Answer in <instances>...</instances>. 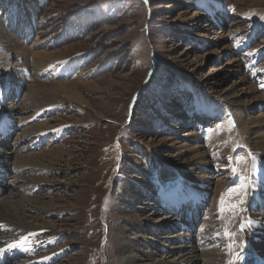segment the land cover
Wrapping results in <instances>:
<instances>
[{
  "label": "rangeland",
  "instance_id": "rangeland-1",
  "mask_svg": "<svg viewBox=\"0 0 264 264\" xmlns=\"http://www.w3.org/2000/svg\"><path fill=\"white\" fill-rule=\"evenodd\" d=\"M196 12L199 15L190 19ZM30 21L32 34L27 27ZM0 33L15 35L27 47L40 46L39 52L60 51L64 57L55 61L44 58L40 70L35 64L34 68L30 63L21 66V53H11L0 36V116H15L19 124L13 125L16 128L8 142L0 145L4 164L8 170L13 168L0 183L5 186L1 198H36L25 205L31 206L30 215L38 218L33 223L52 219L57 225V232L29 229L34 231L29 238L39 245L40 256L18 259L12 264L30 259L32 264H122L125 248H130L122 244V239L133 237L137 229L144 233L145 242L163 251L159 238L171 235L170 231H180L178 219L185 222L187 214L177 217L169 212L165 216L156 212L159 204L152 199L154 196L157 200L161 182L164 186L169 181V187L188 171L178 166L179 175L162 177L159 168L169 165V159L185 164L195 158L187 146L196 142L206 153L207 162L192 166L205 167L214 179L210 186L198 183L202 190L197 194L210 200H202L205 211L202 215L200 208L197 223H201L195 224L194 231L204 226L203 219L215 227L216 213L219 225L233 224L236 234L230 230L229 235L228 228L227 232L223 229L219 235L222 240L216 239L215 243L227 252L228 243L224 241L229 239L231 245H237L234 253L241 251L240 243L253 253L250 247L254 242L248 239V229L242 230L244 217L251 210L249 205L245 211L242 208L252 194L250 190L258 189L252 179L259 177L256 172L261 170H256V164H263L264 151L254 149L239 118L255 119L264 113V100H253L250 91H245L247 85L241 82L243 75L248 76L264 95V0H0ZM225 45L230 49L221 48ZM234 58L238 67L229 63ZM240 65L241 71L237 72ZM14 76L24 83L17 97L9 96L14 86L18 89ZM35 81L38 87L57 81L78 83L77 90L89 104L63 96L62 101L46 105H39L38 99L26 101L28 88ZM216 90L236 93L243 105L219 97ZM21 105L32 108L13 112L12 107ZM242 109L247 112L240 116ZM207 111L215 117L203 119ZM10 121L6 123L9 128ZM42 122H47L49 128H38ZM254 129L262 131L264 126L251 127L249 131ZM40 137L43 146L32 149ZM163 141L174 144L154 153L151 143L156 146ZM30 152H42L45 158L34 159L38 164L28 160L29 164L21 165L18 157ZM253 171L256 177L252 178ZM239 176L251 181L250 190L245 186L242 189L244 203L227 215L220 214L222 205L235 204L233 191L239 194L235 185ZM128 182L133 188L130 195L122 190ZM144 183L153 193L148 200L143 199L145 191L140 187ZM118 196L136 202L132 211L141 208L143 216L153 213L162 217L163 228L153 231L152 221L144 228L135 227L125 214L131 206L120 203ZM240 198L237 196L239 203ZM6 222L0 221V246L6 245L10 237L23 242L26 230L21 238L24 233L12 230ZM261 225L264 231V221ZM157 234L160 235L155 240ZM168 239L166 245L173 247L172 239ZM208 242L211 244V240ZM55 253L60 255L51 259Z\"/></svg>",
  "mask_w": 264,
  "mask_h": 264
},
{
  "label": "bare ground",
  "instance_id": "bare-ground-1",
  "mask_svg": "<svg viewBox=\"0 0 264 264\" xmlns=\"http://www.w3.org/2000/svg\"><path fill=\"white\" fill-rule=\"evenodd\" d=\"M198 15L199 14L196 12L195 14H193L190 17V19L194 20V17L198 16ZM175 20H177L176 17H175ZM32 21L28 22L30 24H29V26H27L30 29V34H32L31 32L33 30L31 28ZM23 23H24V21H23ZM23 23H22V25H23ZM27 32H29V31H27ZM0 36H2L4 38V41L6 42V44L8 46V50H10L11 53H17L18 55H19V53H21L20 56L22 57V61L19 64L21 66L27 67L28 63H30L31 66L34 68V64H35V68L37 67L36 69L40 70V69H42V68H39L40 61H43L44 58L47 59L48 61H55V60H59V59L61 60V59L64 58V57H61L62 54L60 53V51H54V52L53 51H49V52H46V51L42 50L43 52H39L40 50L38 51V48L40 46L39 47H34V48L33 47H27V46L23 45V43L18 42L17 38L15 39L13 37L15 35H7V34H4V33H0ZM199 36L207 37V35L205 33H200ZM37 42H39V41H37ZM34 45L38 46L40 44L34 43ZM221 48H227L228 50L230 49V47L228 45H225L224 47L222 46ZM30 55L32 56L31 58H30ZM237 61H238L237 58H234L229 63H231V65L234 66V67H238V62ZM240 67H241V65L239 66V68H237V72L241 71ZM13 78H15L17 80V82H18L16 84V86H18L17 87L18 91H17V93H14L16 91V89H15L16 87L14 86L13 90L11 91V94H9V96L17 97L20 94L19 93L20 88H21V90H22V88H24V87H22L24 85V83L21 82L23 80L22 78H21V81H19L16 76H14ZM13 82L16 83L15 80ZM241 82L245 83L247 85L246 88L248 90L246 89L245 91H250L251 95L254 98L253 100H257L259 102L262 99L264 100L263 93H261L256 88V84H253V83L250 82V80L248 79V76L243 75L242 79H241ZM77 84L78 83L71 82V81H57V82H53L51 84H46V85L43 84V85H40L38 87V83L35 81L33 83V85L31 84L29 86V88H28V91H27L28 96H26V101L30 100V99L31 100H37L38 99L39 100V105L40 104H45L46 105V104H53L55 102L62 101L60 97L63 96V97H66L68 99H73V100H77V101L79 100L80 103H84V104L88 105L89 102L87 101V99L79 92V90H77V87H76ZM216 92H217L219 97L227 99L230 103L236 104L238 106L239 105H241V106L243 105L242 102L240 101V99L236 97V93L233 94L232 92L226 91V90H216ZM30 107H31L30 105H21L20 107L19 106H14L12 108H14L13 112L14 111L15 112L18 111V108H19V111L25 112V111H28V109ZM6 110L11 112V110L9 108H6ZM246 112L247 111L245 109L244 110L243 109L239 110V115L241 116V115L245 114ZM11 117H12V115H9L7 117L6 123H7V121L9 119H11L10 128L15 130V127H13V125L14 124L19 125L18 124V120L16 119L15 116H13L12 118ZM21 119H23V118H21ZM239 119H240L241 127L247 133H249V137H250L249 141L253 142L252 145L254 144L253 145L254 149H256V150L259 149V150H263L264 151V130L260 131L258 129L257 130L254 129L255 131L254 130L253 131H249V129H251V127H257L258 125H260V127L264 126V113L260 117L255 118V119H244V117H241ZM46 123L41 124L38 128H44L43 130H46V128H49V127H47ZM30 128H31V125H30ZM35 129H37V128L35 127ZM223 130H224V128H223ZM223 130L221 132H223ZM1 133L5 135V138L0 137V145L3 146V145H5V142H8V140L13 135V133H11V131L9 133H7V130H5V129H2L0 131V134ZM190 135H193V133H190ZM196 140H198V138H196ZM186 141H188V140L186 139ZM159 143H162V144H159V145L156 144V146H155V143L153 142L150 145V148L156 154H158L160 149L162 150L165 147H167V148L171 147L172 148L171 144H174L172 141L170 142V145H167L166 142H164V141L163 142H159ZM163 143H164V145H163ZM192 145H195V144H190L189 143V146H187V147H189L190 151H192L194 153L195 158H193L192 160H189V162L186 161L185 164L176 163L172 159H169L168 160L169 165L167 164L166 167L161 166L159 168V172H160L159 175H161L162 177H174L175 175L177 176V174L179 175L178 169L182 168L183 166H185V169L188 171V173L185 174L183 177L180 176L181 179L178 180V181L176 180L177 182L174 181L175 183L174 184H170L171 186H169V187L166 186L167 188L164 187L160 191V193L158 194L157 200H155V198L153 196V193L151 192V189L148 187V185H146L145 183H144L145 185L142 184L140 187H141V189L143 191H145V193L143 195V199L144 200H148L149 198H152V196H153L152 200L154 202L164 201V202H167L168 204L173 203L175 208L182 209V210L184 209V206L182 207V204H186L187 202H191V203H194L195 205H197V202H202V200H210V199H208L206 197H203V196H200V195L197 194V190H202V187L199 186L198 183H200V184H202V183L205 184L206 183L208 186H210L212 184V182H213L214 176L212 174H210L209 172L205 171L206 170L205 167L201 168L202 167L201 166V167L197 168V167H193L192 166V164L195 165V164H198V163L207 162V155L201 149L200 143L196 142V145L194 147H191ZM226 149L227 148H225L224 150H226ZM181 152H182V150H181ZM214 154H216V153H214ZM259 155L261 156V155H263V153H259ZM155 156L157 157L158 155H155ZM49 157H52V155L49 156ZM18 158H19V161L22 163L21 165H27V164L30 163V161H28V160H31V163L32 162H36L34 160L36 158H41V160H43L42 158H45V155H43L42 152H41V154H40V152H39V154L30 152V154H28V155H25V154L23 155V153H22V156L18 157ZM52 159H54V157H52ZM195 160H198V161H195ZM0 162H1L0 163V172H1V170H3V172H1V174H3V175L0 177L2 179V181H0V183H3L4 182V180H3L4 179V175L6 173L10 172L13 168H10V170H8L9 167L4 164V159H2L1 156H0ZM36 163L38 164V161ZM261 163H263V164H260V163L258 164V162L256 164L257 165L256 170L257 169L261 170V171L256 172V175L259 174L258 179H254V180L252 179V182H254V183L256 182L255 186L258 187V189L255 187V190L257 189L256 191H254V192H256L255 195H254V192H252V190H250L249 185H248L251 182L250 178H242V177L240 178V176H239V179L236 180V181H239V180L240 181L238 182V184H235V185H238V187L240 186L239 187V196H241L240 199H242V193L244 192L242 189H243L244 186L248 190H250L251 193H252L251 195H249V197L246 200V203L244 204V207L242 209L245 211L247 209V206L249 205L248 208H249V210H251V212L248 213L246 218L244 217L245 222H243V223L245 225V224H247V222L249 220H251L253 222L250 227H247V229H248V232H249L248 239H250L251 244H252V242H254V244H252V247H250V250L253 253H251L250 251H247L248 248H245L244 246H242L243 244L240 243L241 244V248H240L241 251L240 252L246 251L247 253L246 254H241L239 252V257L240 258L238 260H236V264H256L258 259L264 260L263 259L264 258V231H262V225H261V223L264 221V209H261L258 205L256 207H254L255 206L254 202L260 201L262 199V196L264 195V168L260 167V166L264 167V158L262 159ZM175 165H177V166H175ZM256 165H253V167L256 166ZM178 166H179V168H178ZM14 168H15V166H14ZM19 168H20V166H19ZM232 169H233V167H232ZM4 170H6V171H4ZM11 173H12V171H11ZM253 173H254V171L251 172L252 178H253V176H255V174H253ZM235 175H238V174L236 173ZM27 178L29 179V177H27ZM15 180H16V178H15ZM33 180H35V179H33ZM166 181H165V183H166ZM168 182H167V184H168ZM43 184H45V183H43ZM195 185H198L199 187L197 188V187H195ZM0 187H2V186H0ZM25 187H26V185H25ZM2 188H3V190H5V186L2 187ZM10 190H12V192L15 191L13 189H10ZM10 190L8 192H10ZM122 190H123V193H127L128 195H130L133 192L132 184L130 182H128V185L125 186ZM210 190H211V188H210ZM25 191L27 192L28 190L25 189ZM209 191H208V193H209ZM11 193H10V195H11ZM204 193L206 194V192H204ZM26 196L23 197V199L19 198V197L16 198V196H13V197L12 196H7V197H3V198L0 197V221H7V222L8 221H10V222L12 221L13 223H9L8 224L6 222L5 224L6 225H12L11 226L12 230H15L17 232H23L24 234L20 236L21 238L25 235V230H26V237H25L26 239L24 238L23 242L28 241L30 235L32 233H34V231H29V229H33L34 230V229H40V228H47V230H50V232H52V231L53 232H57V230H55L57 228V225H56L55 222H53L52 219H46L45 221H42L41 224L33 223L38 218L31 216L30 214H32V213L30 211V208H32V207L29 206V208H26L25 205L28 206V205L32 204L34 201H36V198H30V197L27 198ZM121 198H122L121 196H118V201L120 203L122 202V203H124V204H126L128 206H131V209H128L127 211H125L126 212L125 214H126V216H128L129 219L133 220L131 222H133L135 227H137V228L143 227L144 228L149 222L152 221L151 225H153V227H151V228H153V231H157L158 232V230H161V227L163 228L164 224L161 222L163 220L162 217H160V218L156 217L153 213H148L147 215L143 216L144 213H143V209H141V208H138L139 210H137V211H132V210H134L137 207L136 206V202L132 201V199H130V198H127V199H124V200H121ZM44 202L45 201H42L40 203H44ZM144 204H146V203H144ZM147 205H148V203H147ZM220 205L221 204L219 203V206H217V207L219 208ZM197 206L199 207V206H201V204L197 205ZM241 206H242V204H241ZM155 207L157 208L156 212H162L165 216L170 214L169 211H167L164 207H162L160 205H157ZM43 208H44V206H43ZM62 208H65V207L62 206ZM24 210L26 211L25 214L22 212ZM218 210H220V208ZM218 210H217V212L219 213ZM257 210L260 211V212H254V211H257ZM189 212L190 211H188V213ZM174 215H176V214H174ZM180 215H182V214L178 213L177 217H179ZM198 215L201 218L200 210H199V214ZM258 215L260 216L259 218H258ZM261 215L263 216V218L261 217ZM195 216H197V215H193L192 218L189 217L187 219V221H185L184 227H183V224L181 223V221H183V220L178 219L180 221L179 224L182 226L180 231H176L175 230L176 231L175 233L170 231L171 235L159 238V240H158L159 247H162V249L164 248L163 251L158 250V245L154 244L155 245L154 246V245H151L148 242H145L144 241V237H142L144 233L139 232L138 229H137V232L136 231L133 232V234H134V236L132 235L133 237H125V238H123L122 239V244L125 245L126 247H130V248L129 249L125 248V253H124L125 260L122 262V264H229V261L235 259V256L233 255V253H234L236 247H233V248L230 249L229 246L231 244L229 242V239H227V240L224 241V242L228 243V250L226 252V248H223L218 243H215L216 239L217 240H222L223 236L220 237L221 236L220 234L223 231V229L226 230V232H227V228L228 227H224V225L223 226L219 225V222L217 220V215L215 213V215H214L215 227L214 226H210V224L206 223L205 219H203L202 221H204V222H203L202 225H204V226L202 228H200L198 232H195L194 231L195 230V224L197 223V221L200 220V218H198V216L195 219ZM40 217H43V216L40 215ZM29 218L32 219L33 221L32 220L28 221L27 219H29ZM193 218L195 220H193ZM239 218H241V217H239ZM243 223H240V226ZM197 224H200V223H197ZM240 226H238V227H240ZM185 230L188 231V233H186ZM60 231L61 230H58V232H60ZM181 231H183V233H181ZM189 232H191L190 235H189ZM0 234H3V233L0 232ZM159 235L160 234H157L156 237L154 236V239L155 238L157 239L159 237ZM244 235H246V234H244ZM128 236H129V234H128ZM208 237H210L212 239H210V238L208 239ZM3 238L4 237H2L1 239H3ZM13 238L14 237H10L9 242L6 243V245H4L5 244L4 243L3 245L0 246V249H5L6 250L5 252L0 253V258H2V256L9 251L7 249H9V245H12V244H17V247H14L17 250H23L24 251V250H28L29 249V247L26 244H23V242H20V240L14 241ZM166 238H169L168 240L172 239V241H170L171 242L170 244H172L173 247H169V246L166 245V243L169 242V241L166 240ZM209 240H211V244H209V242H208ZM246 240H247V237H246ZM133 248L135 250H137L136 253L132 252L131 249H133ZM15 252L17 253V251H15ZM12 254L13 253H10L7 256L6 259L12 258ZM59 255H60V253L59 254L55 253V254H53L51 256V259H55ZM32 261L33 260L30 259V260H28L26 262H22V264H32L33 263Z\"/></svg>",
  "mask_w": 264,
  "mask_h": 264
},
{
  "label": "snow or ice",
  "instance_id": "snow-or-ice-1",
  "mask_svg": "<svg viewBox=\"0 0 264 264\" xmlns=\"http://www.w3.org/2000/svg\"><path fill=\"white\" fill-rule=\"evenodd\" d=\"M245 195H247V193H245ZM222 203H223V201H222ZM240 203L243 204V203H244V200L242 199V200L240 201ZM233 207H235V206H233ZM221 211H223V209H221ZM252 223H253V222H252L251 220H249V221L247 222V224L242 225V230H243L244 227H250ZM25 239H26V238H25ZM14 247H17V244L9 245V249L14 248ZM229 247H230V249H231V248H233V247H236V245L233 244V245H230ZM4 251H5V249H0V253H3ZM233 255L235 256V259L229 261V264H236V260H238V259L240 258L238 253H233Z\"/></svg>",
  "mask_w": 264,
  "mask_h": 264
}]
</instances>
